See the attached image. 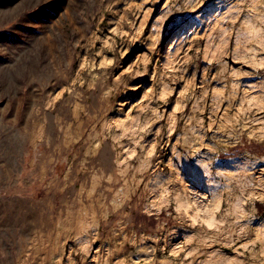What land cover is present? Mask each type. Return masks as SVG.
Masks as SVG:
<instances>
[{"label": "rangeland", "instance_id": "obj_1", "mask_svg": "<svg viewBox=\"0 0 264 264\" xmlns=\"http://www.w3.org/2000/svg\"><path fill=\"white\" fill-rule=\"evenodd\" d=\"M0 264H264V0H0Z\"/></svg>", "mask_w": 264, "mask_h": 264}, {"label": "bare ground", "instance_id": "obj_2", "mask_svg": "<svg viewBox=\"0 0 264 264\" xmlns=\"http://www.w3.org/2000/svg\"><path fill=\"white\" fill-rule=\"evenodd\" d=\"M200 177V176H199ZM195 178V177H194ZM212 184V183H211ZM263 184V183H262ZM214 187V186H213ZM211 197V196H210ZM181 200V199H180ZM185 202V201H184ZM185 204V203H184ZM197 204V203H196ZM203 204V203H202ZM183 206V205H182ZM189 206H191V205H189ZM187 207V206H186ZM201 208V207H200ZM205 208V207H204ZM214 208V207H213ZM217 208V207H216ZM199 210H201V209H199ZM203 210V209H202ZM204 210H206V209H204ZM209 209H207L206 211H208ZM206 211H204V212H206ZM203 213V212H202ZM199 215V214H198ZM210 217V216H209ZM216 218H215V216H211L210 217V220H209V223L210 224H213L214 223V221H216L215 220ZM224 221V220H223Z\"/></svg>", "mask_w": 264, "mask_h": 264}, {"label": "snow or ice", "instance_id": "obj_3", "mask_svg": "<svg viewBox=\"0 0 264 264\" xmlns=\"http://www.w3.org/2000/svg\"><path fill=\"white\" fill-rule=\"evenodd\" d=\"M209 227H211V224H209Z\"/></svg>", "mask_w": 264, "mask_h": 264}]
</instances>
